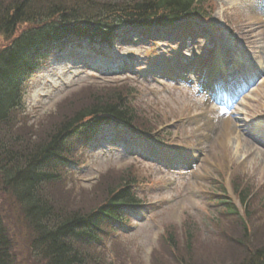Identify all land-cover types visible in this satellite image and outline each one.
I'll list each match as a JSON object with an SVG mask.
<instances>
[{"label":"rangeland","instance_id":"rangeland-1","mask_svg":"<svg viewBox=\"0 0 264 264\" xmlns=\"http://www.w3.org/2000/svg\"><path fill=\"white\" fill-rule=\"evenodd\" d=\"M98 1L112 6L122 0ZM199 1L208 13L202 22L127 32L111 48L81 39L49 46L24 81L12 123L0 130V139L18 141L23 155L31 139L87 105L91 93L119 90L110 86L136 89L134 128L160 142L111 123L98 126L87 141L68 137L65 145L72 153L63 156L69 161L52 171L59 180L44 189L50 203L66 214L100 204L109 184L121 177L139 179L132 188L137 207L124 211L122 223L105 226L109 236L103 249L114 264H241L264 246V142L258 144L252 135L264 130V0ZM4 44L0 36V47ZM214 54L227 66L236 65L234 76L219 87L230 102L226 107L198 88ZM235 83L250 88L243 92ZM233 96L240 98L231 102ZM117 136L128 145L117 146ZM149 149L157 157L140 158L151 156ZM234 182L250 191V239L244 224L236 216H222V206L214 201L231 197L244 216ZM21 208L0 185V214L19 261L30 251V242L20 238L28 231ZM97 246L93 250L99 251ZM35 259L45 264L40 256Z\"/></svg>","mask_w":264,"mask_h":264},{"label":"trees","instance_id":"trees-1","mask_svg":"<svg viewBox=\"0 0 264 264\" xmlns=\"http://www.w3.org/2000/svg\"><path fill=\"white\" fill-rule=\"evenodd\" d=\"M199 3V0H122L111 6L98 0L0 2V36L6 38V44L0 47V130L12 123V114L22 105L24 81L39 68L40 53L48 45L77 36L89 40L91 45L110 46L123 26H167L185 19L208 17ZM22 26L27 27L21 29ZM110 87L119 90L91 93L87 105L66 113L37 140L31 139L25 146L26 154L19 155L18 141L10 137L0 139V185L21 205V217L28 231L20 238L30 242V251L19 261L14 254L18 248L0 214V264H24L22 259L36 264V256L45 264H114L103 249L109 236L105 226L121 223L120 208L137 203L132 188L139 179L121 177L114 186L109 184L100 204L89 211L75 209L66 214L58 212L44 191L45 186L59 180V175L52 171L69 161L63 156L72 153L67 150L65 139L74 136L86 140L100 124L108 122L116 125L123 122L134 128L132 102L136 89L129 85ZM241 188L240 182L233 183L246 218L240 216L233 199L222 196L214 201L222 206V216H236L244 224L245 238L250 239L246 222L251 216L250 191ZM169 238L175 245L174 237ZM93 246L100 250H93ZM33 254L36 256L32 257ZM241 264H264V246Z\"/></svg>","mask_w":264,"mask_h":264},{"label":"bare ground","instance_id":"bare-ground-1","mask_svg":"<svg viewBox=\"0 0 264 264\" xmlns=\"http://www.w3.org/2000/svg\"><path fill=\"white\" fill-rule=\"evenodd\" d=\"M219 55V54H218ZM211 65V68L209 70V73L211 74V77H215V75H218L220 72H232V68H235V66H229L227 67L226 62L223 60H220V55L217 57L215 56L208 64V66ZM213 69V70H212ZM230 134V131L228 132Z\"/></svg>","mask_w":264,"mask_h":264}]
</instances>
